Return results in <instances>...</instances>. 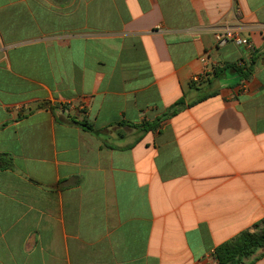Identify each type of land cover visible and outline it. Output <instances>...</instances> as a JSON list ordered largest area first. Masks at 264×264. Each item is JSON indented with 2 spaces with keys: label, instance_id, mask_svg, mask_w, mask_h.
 Returning <instances> with one entry per match:
<instances>
[{
  "label": "crops",
  "instance_id": "1",
  "mask_svg": "<svg viewBox=\"0 0 264 264\" xmlns=\"http://www.w3.org/2000/svg\"><path fill=\"white\" fill-rule=\"evenodd\" d=\"M263 55L264 0H0V264H218L264 222Z\"/></svg>",
  "mask_w": 264,
  "mask_h": 264
},
{
  "label": "trees",
  "instance_id": "2",
  "mask_svg": "<svg viewBox=\"0 0 264 264\" xmlns=\"http://www.w3.org/2000/svg\"><path fill=\"white\" fill-rule=\"evenodd\" d=\"M239 71L242 75L247 76L250 69L241 68ZM213 93L205 94L197 101L204 100ZM196 103V102H194ZM194 103H188L185 97L178 100L168 111L163 115L162 119L176 115L187 106ZM147 124V123H146ZM80 125L89 132L99 136V131L88 122H81ZM154 125L149 124L145 130L152 128ZM214 256L218 264H256L264 258V222L256 225L254 230H245L219 245L214 252Z\"/></svg>",
  "mask_w": 264,
  "mask_h": 264
},
{
  "label": "built area",
  "instance_id": "3",
  "mask_svg": "<svg viewBox=\"0 0 264 264\" xmlns=\"http://www.w3.org/2000/svg\"><path fill=\"white\" fill-rule=\"evenodd\" d=\"M215 39L218 46H224L227 45L228 43H234L237 46L243 47L247 50L253 49V45L251 41L245 38L244 36H242V34L237 30L227 29V30L219 31L215 34ZM261 59L262 62L264 63V55L261 57ZM200 60L204 64V71L201 74H197L193 76L192 80L195 83H198L203 78L207 77V75H209L208 73L210 72L209 70L212 67L209 63L208 55H203L200 58Z\"/></svg>",
  "mask_w": 264,
  "mask_h": 264
}]
</instances>
